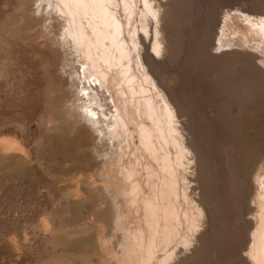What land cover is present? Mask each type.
<instances>
[{
  "label": "rangeland",
  "instance_id": "obj_1",
  "mask_svg": "<svg viewBox=\"0 0 264 264\" xmlns=\"http://www.w3.org/2000/svg\"><path fill=\"white\" fill-rule=\"evenodd\" d=\"M234 1L235 3H233ZM247 2L246 0H233L228 8L230 10L232 8V11L238 7L239 10L242 9L243 11L247 9L243 12L244 16L253 15V9L245 6ZM194 3L197 4V7H200L204 1L195 0ZM39 5L40 0H0V141L5 139L16 140L25 149L23 151V148H20L21 150L17 151L18 153L21 151L22 155L20 153L17 155L16 152L5 155L0 153V264H89L91 260L90 264H95V261L98 260L96 251L98 245L95 244H98L99 239L103 236L105 238L110 236L109 228L106 229L107 232L104 229L107 227L106 224L110 222V214L107 208V216L108 214L109 216L106 218L105 214L102 219V214L106 213L105 210L108 205L99 194L100 190L96 189L95 192L92 190L91 193V190L86 188L88 186L85 183V177H87V171L89 176L87 177V183L92 182L95 188L102 187L104 179L101 176L104 171L101 167L103 164L100 158L96 159L97 157L95 158L94 154L92 155L90 149L89 151L84 149L82 151V149L77 148L79 145H76V135L80 122L77 115L72 117L69 114L71 107L68 104L71 102L81 103L80 98L82 96L77 95V92L73 89L74 84L67 80L70 77L67 73L69 70L64 71L65 68H63V64L72 60L67 58L69 56L67 50H64L65 47L61 38L67 25L62 19L58 20L57 17H48L44 12L41 13L38 10ZM170 5L173 6L172 1ZM172 6L167 4L164 7L165 12H170ZM196 11L198 14L199 11ZM259 14H264V11ZM202 20L201 17L200 20L197 19L194 22L198 21L196 24L199 25L198 23ZM194 22L191 25L183 24L180 27L181 29L179 28V35L177 34V39L181 43H179V47L174 46L171 42H166V53L162 58L159 57L161 62L165 64L162 71L159 72L161 74L159 77L163 87L168 88L164 90L169 92H166V95L173 91V95H170L175 99V103L177 102V105L183 107L182 109L186 111V113L183 112L186 118L183 117L182 119L186 122L188 119V131L191 130L194 133L191 134L190 131L189 138L193 141V144L197 143L199 145L197 149H203V151H198L200 155L197 153V159H200L197 166L198 170H196V172L199 171L197 175H201V177L208 176V174L210 177L211 175L215 176V182L212 184L213 194L208 193L211 192V188L208 190L204 188V185L195 192L197 199H200L199 196H203L201 200L204 205H208H205L207 210L210 204L213 212L211 213L209 208V215H213L215 224L207 225L206 223V227L204 226L208 230V232L206 231L208 236L202 239L207 242L205 245L204 241L201 242L203 245L200 243L205 247L204 250L199 249V252L203 250V254L199 253L198 249L197 251L186 250L185 253H181L183 255L179 254L180 259H178L183 264H243L240 257L245 253L247 240L249 239L247 234L250 233L248 229L252 225L251 222V225L249 223L252 200L249 201L251 196L248 194L251 195L253 192L251 184L253 173L255 174L256 167L261 162L262 157L264 158V67H261V58L264 55L249 50L246 45L243 50L233 48L234 50L226 49L222 51L216 49V51L214 46H208V49L206 42H203L205 40L200 38L201 35H198ZM166 28L164 33H169V36L168 34L164 35L170 37L171 29ZM217 42H219L218 39ZM170 50L177 51L178 56H175V60L172 58L174 55H171ZM254 53L255 56H253ZM168 57H170V60ZM169 88L171 91H169ZM163 103L160 105V107H163L160 109L162 111L160 113L162 114L161 117L165 119L163 116L165 105ZM74 114H77V112ZM161 117L160 122L166 125ZM69 142H72L73 145L75 143L76 146H72V143ZM103 146L100 145V150L105 149L104 152L106 150L111 151V147L108 150L107 145ZM24 154H28L29 157L26 155L24 157ZM81 154L87 155L88 158L87 156H85L86 158L81 157ZM259 154L261 158H259ZM83 157L86 160L88 159L87 163L85 160L81 162ZM75 158L77 159L75 160ZM68 159H71V161ZM84 162L86 164L90 163L91 167L92 164H96L91 168L89 165L85 166ZM206 162L209 163L211 168L207 167L208 164L204 166ZM200 164L202 165L200 166ZM18 166L20 169H18ZM77 166L81 167L78 169ZM70 167L73 168L69 169ZM85 167L88 168L85 169ZM233 168L234 170H240L246 180L240 178L242 177L239 176L240 171H235L238 174L232 172ZM81 170L86 171L84 173ZM62 171L67 174L65 173V175ZM69 171L72 178L68 177L70 175ZM80 171L84 173V177ZM80 175L85 179L83 180ZM90 176L93 179H90ZM183 177V175L179 176L180 179ZM231 177L233 179L238 178L236 180L239 181L237 191L231 188L233 186L235 188L234 184L230 187L234 181ZM203 179L200 181V186ZM230 179L233 181H230ZM81 182L84 183L81 184ZM181 183L184 184V181ZM242 184L245 186L244 188ZM248 185L251 187L249 188ZM84 188H86V191ZM59 191L63 192L60 193ZM80 191L83 192L80 194ZM87 191L90 192L86 194ZM66 192L69 193L67 194L69 197L65 198L67 200L63 199V194H66ZM206 193L211 199L210 202L207 195L208 198H204ZM237 195L241 198L238 196L239 199ZM245 195H248V197L245 198ZM231 196L236 197L235 200H238V202H234L236 205L232 204L235 200L231 199ZM58 197L62 198L58 199ZM242 198L243 200H241ZM79 202V213L75 218L68 212L63 215L67 205L79 204ZM62 204H66L64 209H62ZM99 207L104 212H101L102 214L100 213L98 216V214L95 215V212L99 213ZM239 210L241 214H238ZM67 214H70V217ZM236 214L244 216V220ZM99 217L103 222L108 219V222L103 223ZM95 218L99 220L96 222ZM73 223H78V227H76L77 225L74 226ZM82 223L83 225L86 224V227L89 226L85 229L84 226L80 228ZM95 225L100 230L97 232L96 229L94 233L93 229L95 227L93 226ZM104 225L105 227H103ZM72 226L78 229L75 228V231ZM101 226L102 228H100ZM44 227L52 231L47 232L48 230L45 231ZM71 228L73 229L71 230ZM102 231L103 233H101ZM247 231L249 233H246ZM71 232L77 238L72 239ZM79 232L83 235L81 236ZM106 233L109 236H106ZM78 235L81 237L79 238ZM15 242L19 243L16 244ZM18 246L20 249L17 248ZM180 247L183 246L180 245ZM197 247L199 248V246ZM22 251L23 254H20ZM87 251L91 252V255ZM192 251H195V254ZM93 252L97 254L94 256ZM188 253H190V256ZM185 255L188 257L187 260ZM237 255H240L239 259ZM180 256H183L186 262ZM234 257L241 262L237 263V259ZM85 259L89 262H86ZM178 259L176 263L182 264ZM20 261L23 262L20 263Z\"/></svg>",
  "mask_w": 264,
  "mask_h": 264
},
{
  "label": "bare ground",
  "instance_id": "obj_2",
  "mask_svg": "<svg viewBox=\"0 0 264 264\" xmlns=\"http://www.w3.org/2000/svg\"><path fill=\"white\" fill-rule=\"evenodd\" d=\"M168 1L169 0H40V5L38 7L41 13L44 12L48 17H57L58 20L62 19L67 25L65 32L63 31L64 33H62L63 37H60L63 40L64 50H67L69 56L67 58L72 60H69L70 62L65 61L66 64H63V68H65L64 71L66 69L69 70L67 73H69L70 77L68 78L70 79L67 78V80H70L69 82L74 84V88H72L75 89L77 95H81L82 98L84 97V99L80 98V101H82L81 103L75 104L71 102L68 104L71 107V112L69 114L72 117L73 115H77L78 121L80 122L76 135V145L78 144L79 146L77 148L82 149V151L83 149L88 151L90 149L92 155L94 154L95 158L97 157L96 159L100 158L103 164L102 167L100 166L103 169L102 171H104V174L101 176L102 179H104L102 187L96 186L97 188H95L92 182L87 183V177L89 176L85 170L87 176L85 177V183L88 186L86 188L91 190V193L92 190H100V193L99 191L98 193L108 205L105 210L106 213L102 214L101 212H104V210L101 211L99 207V213L95 212V215L98 214L99 216L101 213L103 219L105 214L106 218L110 214V222H108V219L107 221L106 218L104 219L108 222L107 224L99 217V219L107 225V227L104 228L105 232L108 231L106 230L107 228H109L110 231V236L106 233V236H109V238L103 236L99 239V243L95 244L96 246L98 245V247L96 248L95 246V248L97 249L99 264H178L176 260L179 258V254L185 253L186 250L197 251L198 249L199 252V249L205 248L202 246L203 243L201 242L204 241V245L207 243L205 239L202 240L205 236H208V230L205 228L206 223L207 225L215 224L213 215H209V211L211 210L209 204L211 201L210 197L207 193L204 196V198L209 197L210 199H207L209 202L206 201L210 208V210L209 208L207 210L205 207L207 204L204 205L201 200L203 196H199L200 199H197V195L195 194L197 189L203 185L205 186L204 188L208 190L211 188V192H208V190L207 192L213 194L214 192L212 193V191H214V189L212 184L215 182V176L211 175V177H213L211 178L208 172H206L208 176L202 173L206 175L205 177L202 176L203 179L201 175H197L199 172H196V170H198V162L200 163V159H197V153L200 150L203 151V149H197L199 145L197 143V145L193 144V141L189 138V132L192 128L189 127L190 131H188V119L187 122L182 119L185 115L183 112L186 113V111L182 109L183 107L181 108L178 106L177 102L175 103V99L171 96L173 95V91L170 93L171 95H166L168 90H164L168 88L166 86H164L166 88L163 87L159 77V75H161L159 72L162 71V67L165 65L160 59L164 56V53H166V42H171L174 46L179 47L180 42L177 36L179 35L180 27L183 24L191 25L194 20H200L202 17L203 20L198 23L199 25L196 24L198 21L196 23L194 22V25L196 24L197 33L199 36L201 35L200 38L205 40L203 42H206V47L208 49V46H214V50L225 51L226 49L233 48L243 50L246 45L249 50L264 55V14H259L264 11V0H246L248 2L245 6H248L247 8H252L254 11H252L253 15H247L245 13L247 16L243 14L247 9L245 11L241 9V11L238 7L236 10L232 11V8L231 10L228 8L233 0H203L204 3L200 7H197L196 3H194L196 5L193 4L195 0ZM171 1L173 6L170 5ZM233 3H235V1ZM167 4L172 6V10L166 13L164 7ZM196 10L199 11L198 14ZM221 11L223 12L220 13ZM249 12L251 13V11ZM166 27L171 29L170 37H168L169 33H164V30L167 29ZM164 34H168V36L166 37ZM217 39L219 42H217ZM176 50H170L171 55H174L172 57L174 60L177 55ZM253 56H255V53ZM169 58L170 57H168V59ZM261 59V67H264V56ZM169 91H171L170 88ZM161 103L165 105V111H163L165 119L161 117L162 114L160 113V109L163 108L160 107ZM73 112H77V114ZM160 117L164 119L166 125L160 122ZM184 118H186V116ZM191 134L194 133L191 131ZM74 145L72 143V146ZM100 145H107L108 150L109 147H111V151L106 150V152H104L105 149L100 150ZM20 148H23L22 150L25 151L24 147L16 140L5 139L0 141V153L3 155L13 154L15 152L19 155V153H22L21 151L19 153L17 152L21 150ZM260 153L262 154V152ZM25 155L29 157L28 154H24L23 156L25 157ZM82 156L85 157L87 155L81 154V157ZM258 156H260V154ZM84 157L81 162L85 160L87 163L88 159L86 160V157ZM77 158H75V160ZM259 158H261V156ZM71 159L68 160L71 161ZM203 159L205 158L203 157ZM207 162L204 166L208 164L207 167H209V163ZM86 163L84 164L85 166H90L89 162V164ZM230 163L232 162L230 161ZM94 164H92V167ZM201 165L202 164H200V166ZM80 167L81 166H79L78 169ZM207 167L206 169H208ZM71 168L73 167L69 169ZM87 168L85 167V169ZM256 168V171L253 170L255 172V174L253 173L254 176L252 175L253 182H250L253 186V192L251 195L247 193L251 196L249 201L252 200L250 209L251 218L248 215L250 218L249 223L251 222L252 225L250 223L251 227L248 229L250 233L248 231L246 232L249 233L247 234L249 235V237L247 236L249 238L247 240L248 244L245 248V253L243 255L240 253V255H242L241 257L237 255L238 259L239 257L241 258L240 260H242L243 264H264L263 157ZM18 169H20L19 166ZM85 171L83 170L82 172L85 173ZM235 171L239 172L240 170H234L233 168L232 172L236 173ZM232 172L230 173L231 176ZM62 173H64V171H62ZM84 173L81 174L83 177L85 176ZM241 173L240 171L239 176H242L240 178L246 180ZM182 175L184 177L180 179L179 176ZM68 177H71V173ZM83 177L81 178L83 179ZM199 178L200 181L203 179L201 186ZM90 179L93 178L91 177ZM232 179H230V181ZM233 180L234 183L232 182L230 187L234 184L236 189L234 186L231 188L237 191L239 181L236 180H238V178H234ZM183 181L184 184L181 183ZM83 183L84 182H81V184ZM244 187L245 186H243V188ZM86 188H84L85 191ZM59 192L61 193L63 191ZM81 192L83 191H80V194ZM89 192L90 191H87L86 194ZM239 192H237V194ZM67 194L69 193L66 192V194H63V199L69 197ZM206 195L208 197H206ZM239 195H237V197ZM242 195L244 196V194ZM248 195H245V198H247ZM233 197L231 199L235 200L236 197ZM59 198L60 197H58V199ZM83 199L85 198L83 197ZM241 200H243V198ZM234 202H238V200L232 203L236 205ZM237 205H239V203H237ZM65 206L66 204L63 205L62 209H64ZM79 206L80 202L79 204L74 203L67 205L63 215L68 212L75 218L79 213ZM107 208L109 209L108 216ZM240 209L242 210V208ZM45 212H47V210H45ZM212 212L211 210V213ZM240 212L239 210L238 214H241ZM70 214H67V216ZM238 214L236 215L239 216ZM236 215L235 217H237ZM239 217L241 218L242 216L240 215ZM95 219L96 222L99 220H97V218ZM77 224H74V226ZM85 225H83V223L82 226L79 224V226H81L80 228L84 226V229L89 226L87 225L86 227ZM74 226L72 227L74 228ZM96 226L97 225L93 226L95 227L93 232L96 231ZM76 227H78V225ZM103 227H105V225ZM73 228H71V230ZM75 228L74 230L76 231L78 228ZM100 228H102V226ZM44 229L45 231L48 230L47 232L52 231L45 227ZM99 230L100 229H97V232ZM80 233L81 232H79V234ZM101 233H103V231ZM70 234L73 235L71 236L72 239L76 237H74L72 232ZM80 235L82 236L83 233ZM81 236L78 235L79 238ZM94 239L96 240V238ZM115 239L116 241L114 242ZM15 243L18 244L19 242ZM180 245L183 247L179 248ZM19 246L17 248H19ZM197 246H199V248ZM202 251L199 253L203 254ZM192 252L195 254V251ZM87 253H89V251H87ZM97 253H94V256ZM20 254H23V251L20 252ZM237 254L239 253L237 252ZM188 255L190 256V253H188ZM180 257L181 259L183 258V256ZM234 258L237 259L236 257ZM187 259L188 257L186 256V260ZM238 259L236 260L237 263L240 261ZM98 260L97 262L95 261V264H98ZM182 260L186 262L184 258ZM87 261L89 262V260H86V262ZM22 262L23 261H20V263Z\"/></svg>",
  "mask_w": 264,
  "mask_h": 264
}]
</instances>
